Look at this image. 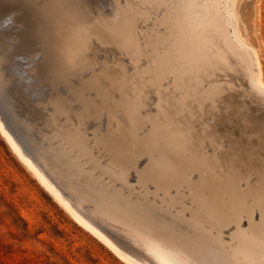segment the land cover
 Masks as SVG:
<instances>
[{
	"label": "rangeland",
	"instance_id": "374dc122",
	"mask_svg": "<svg viewBox=\"0 0 264 264\" xmlns=\"http://www.w3.org/2000/svg\"><path fill=\"white\" fill-rule=\"evenodd\" d=\"M16 1L18 3H16ZM20 1L21 0H11V1L0 0V7L1 9L3 8L1 11L4 12L0 14V17H4V16L7 17L9 14L8 17L12 18L11 20L14 21L13 24H9L5 29V31L6 30L10 31V33H8L7 36L4 35L5 37L0 35L1 38L0 49H2V52L0 51V73L2 75L3 82L5 83V85L7 84L6 87L10 88L11 91L13 89L12 92L15 91V94L13 95L14 96L16 95L15 97L16 100L18 101L19 98L22 99L21 102L23 109L24 110L26 109L25 111L29 113L30 118L32 119L34 118L33 121L36 122L34 125L38 127L39 133L41 135L40 137L42 139L41 144L39 145L40 147L38 146V149L40 150H38L37 154L34 153L32 150L30 151L26 150V153H24L21 146L15 141V139L12 136L11 137L18 145L22 153L29 158V160L37 169H39V172L46 178V180L48 181L49 179L48 181L49 183L50 181H52L51 184L55 186L57 190H59L58 188L59 186L60 189L63 191V193L66 194L68 197L72 198L73 200L76 199L82 201L84 199L87 200V201L84 200L82 202L84 210L87 212L90 210H95L98 213L97 214L98 219L97 220L93 219V221L101 225L105 230H107V233L109 234L106 235H110V234L112 235L113 234L112 229L115 228L121 230L122 233L126 234L124 238H122L123 240L122 239L121 240L123 242H127L126 244L131 243L130 248L134 247V249L136 248L139 254L141 253V257L143 256L144 258V259L142 258L143 259L142 263L144 264H149V262H151V264H163L162 263L163 261L162 262L157 261L161 259L160 258L161 252L163 254L170 253L182 259H184V257L185 258L189 257L188 259H190L189 253H185L188 251L187 250L188 248L186 246L190 243L193 245L195 244L196 245L195 249L199 248L198 249L199 252H202L203 255L208 260H210L211 263L216 262L215 264H233L232 261H234L237 258L239 259L242 258L243 255L255 261L258 260L264 261L263 207H261L260 205L259 207L256 204L254 207H252L249 216L248 214L244 216L243 215L234 216L231 213H224L221 219L223 220V223L221 220L212 221L211 219H208L209 214L207 210L204 209L201 210L200 213L198 214L196 213L198 200L200 201L204 200L208 202L209 200H212L211 195L207 191L191 188L188 186L189 182L195 181L197 179L196 172L193 171L188 172L185 179L182 181L166 183L167 187L164 186V183L160 181L162 172L160 171L158 165L156 166V162L162 161L163 163L167 164L165 166L173 167L171 153L173 151H180L182 147L176 146L174 144V136L178 134V130L177 132H175L176 129L174 128H168V127L162 128L160 120H156V119L154 120L153 118V115L155 114L158 107L157 105L158 98L154 86L155 81H157L155 77L156 73L154 67L148 66L146 60H142L143 63L145 61L144 64L139 60L138 57L139 42L136 36L115 33L114 35H116V37L111 35V38L109 39L110 42L105 47L102 46L101 44L102 42L100 41L99 38H97L95 33H86V32L82 33V35H80L79 38H76V40L78 41L79 46L82 47L81 49L84 50V54H83L84 57L89 58V60H91L88 62L89 65L86 64L85 66L81 67V69L79 68L80 70L73 71L72 74L67 77L68 80L67 82H69L68 87H66L63 84H60L58 85L59 87L55 86L52 88V86L49 85V83L47 82V78L45 77L43 70H46L47 68H51L52 62L50 63V61L54 60L55 58L57 59L56 48L58 46V43L56 38V32L54 30L53 32L50 30V32H52L53 34L50 33L49 37L51 38L52 37L51 35H53L54 38L53 37L51 38L50 43L48 41L49 44L48 50L45 49V51L47 52H43V54L41 51L42 49L40 48L42 47L41 44L40 46L36 44L35 46L39 50L36 49V47H34V51H32V53L30 54H28V51L26 50H21V49L19 50L16 47V39H15L16 35L19 34L20 31L22 30L21 28H23V26L20 23L21 20L19 19L22 16L24 10L27 9L26 6L28 5L30 6L31 4L28 3L26 5L23 4L25 3V1L23 2ZM29 1L30 0H28V2ZM43 1L45 0H41V3ZM96 1L99 4L104 5V6L101 5L104 9H106L107 6V10L109 12L107 10L103 11L102 8V12L107 11L106 13H104L105 15H109L111 13L109 0H96ZM198 1L200 0H196V2ZM228 1L229 0H202L201 2L198 3L206 4L208 7H210L213 10L215 14H217L219 21H221L220 26L222 32L224 33L223 34V37H225L224 40L227 42L231 54L235 62L237 63L238 67L240 68V77L231 80V88L235 94V97L237 98L241 97V88L248 90V87L258 92L259 94L264 95V90H263L264 89V0H232V11L236 20L238 35L248 45V49H249L248 53L251 52L250 54L252 55V57L250 58L246 57V61L243 59V56L244 58L245 56H248L246 55L248 54L246 53L247 51H245L246 49L245 48L242 49L240 47V43L238 44V41H236V39L233 37V32H232L233 24L228 16V12L230 10ZM45 2L46 3L43 2L42 4L44 6L48 5L50 7L49 0ZM138 2L139 0H120V1L116 0L117 4L119 3L122 6L125 5L130 8H133ZM7 3L9 4L7 5ZM20 3H22L23 5ZM221 3L222 5L224 3V5L223 6L221 5L220 7ZM29 6H28V10H26L27 12H29L30 9ZM32 7L33 6L31 4V9ZM47 7H44L43 9H37V11L33 7L35 11H33L32 9L31 11L32 13H27L28 23L31 22L30 24L33 27L39 26L40 24H44V26L47 25L49 29L50 28L52 29L53 24L55 22L53 21L55 19L53 18L55 17V14L54 12H52V10L49 7L48 8ZM45 8H47V10H45ZM9 11L14 13L10 14ZM38 11L39 13L37 16L35 12ZM18 14L19 17H16L18 16ZM31 14L32 17L34 16V18H31V16L29 18V15ZM14 18L16 19V22ZM31 19H35L38 22L32 21ZM19 24L21 26H19ZM83 25L84 24H81L80 26ZM13 34H15V36ZM13 38L14 40H12ZM3 41L6 42V46H4L5 44ZM12 46L13 47L15 46L16 48H12ZM6 47H8V49ZM10 49L13 50V53L15 49V53L18 56L15 57V54H12L10 52L11 51ZM96 50L99 51L97 52ZM106 51L108 52L105 53ZM149 51H150L149 47H145L144 54L147 55ZM237 53L241 55H237ZM135 54H137L136 56L138 58H136ZM6 55L7 58H5ZM10 55L13 57H11ZM48 55H50V57ZM46 56L48 59L46 58ZM134 57L137 60H134ZM24 59L26 60L32 59L33 61H26ZM7 60H8V64H7ZM247 61H249L250 64ZM253 61L259 63L260 65L262 82H260L259 80H257L258 82L257 81L256 82L261 86L258 85L257 83H253V81L255 80L253 79L254 73H253V68L251 66L257 65ZM9 62H12L10 63V66H9ZM36 62L37 65L35 64ZM124 63H126L127 65ZM12 65L15 66L16 68L17 65L23 68L21 69L19 66L17 68V69L20 68L19 70H22V71H18L19 73H21L19 78H14L11 72H10L11 74L10 73L7 74L9 71L6 72V70L12 67ZM104 65H106L109 69L114 68V72L112 75L106 76V78L102 81V84L104 83L102 89L94 85L87 86L86 82L88 81V79H90L93 76L95 77V75H99L100 70L104 67ZM125 65L127 67H124ZM36 66L37 67L40 66V67L37 68ZM128 66L130 67L131 70L129 69ZM125 68L126 69L128 68L129 70L128 69L126 70ZM32 70H35L36 75L32 73ZM3 71H5V73H3ZM26 73H27V78H26ZM28 74L30 75L29 78H28ZM10 75L13 77L11 78L12 80H9V78L11 77ZM252 75L253 77L251 78ZM124 77L126 78L125 80H123ZM24 79H26V81ZM163 79L165 84L163 83ZM163 79L158 82L159 89L165 88L168 82L171 81V76H168ZM44 80L47 82V84L45 83ZM218 81H219L218 79H212V80L206 79L199 84V87L201 90H205L211 84ZM17 84L21 85L20 86L21 88L19 86L16 87ZM116 85L118 87H116ZM24 86L27 90H25ZM148 89H150V91ZM42 90H44V92ZM75 92L76 93L82 92L80 94L82 100L83 98H87L88 100H90L89 110H85L86 107L83 105L82 102L71 97V96H75ZM69 93H72V95H69ZM30 94H33V96ZM20 95H22L23 97L21 98ZM24 98H26V100L29 101L27 103V101L25 100L26 104L29 105V107L27 105L25 106V101H23ZM21 102L19 101L18 103L21 105ZM99 108H101L100 111L98 110ZM147 108H149V110H147ZM151 108L153 109L151 110ZM47 129H49V131ZM172 131H174L175 133H173ZM73 140H75L76 142ZM116 140L117 143L118 141L120 142L119 143L120 146H118V144L114 142ZM126 142L127 144H125ZM112 144L113 145L117 144V145L113 146ZM171 144L172 146H170ZM117 146L122 149L121 150L122 153H120V149H118ZM82 148H84V151ZM124 148L125 149L129 148V150L124 151L125 152L124 153L123 152ZM117 149L119 151L116 152ZM130 149L131 151L133 150L134 151L131 152ZM81 150L83 153L81 152ZM49 154L51 156H49ZM120 154L122 157L120 156ZM129 155L132 156L133 158L132 157L128 158ZM134 156L135 157L137 156L136 159ZM90 157L91 159H89ZM125 160L128 162H126ZM131 161L133 162L132 164ZM148 161H153L150 170L145 172V174L142 172L144 175L140 174L142 168L144 169L146 167ZM95 162L96 164L94 166L93 163ZM110 163L111 165H108ZM153 167L154 169H151ZM100 168L103 170H101ZM123 169L124 170L126 169L127 171L126 170L124 171ZM149 171L150 172L153 171V174L150 173ZM151 174L153 175V177ZM138 175L139 176L142 175V177H139ZM144 178L150 181L144 180ZM155 178L158 179L159 182L157 183L153 182L156 180ZM131 179L133 181H131ZM142 180L145 182H141ZM250 180L252 181V178ZM250 180L249 182H251ZM122 181H124L125 184ZM128 184L131 185V187ZM246 184H248V179L240 181L238 183V187L243 188ZM183 185H185V187ZM182 186L184 187L185 190L183 189ZM170 189H173V191ZM180 189L181 191H183V193L180 191ZM91 190L92 192H90ZM95 190L99 191L100 193L99 192L96 193ZM85 191L86 192L88 191L87 194L85 193ZM167 191H169V193ZM170 193L171 195H169ZM175 194H178L179 197L181 195L182 196L181 198H179ZM98 197L100 198L99 200ZM186 197L190 200H188ZM183 198L187 199V202L184 203L185 200ZM101 199L102 201L99 202ZM223 199L225 200L226 198L223 197L222 200ZM96 200H98V202ZM152 200L154 201V203ZM115 201L116 203H114ZM178 202H180L179 205H177ZM245 204H248V199H246ZM169 205L170 207H168ZM73 206L76 207V208L74 207L76 211H78L79 213L82 212L79 209V207L83 209L80 205L77 204ZM187 207L190 209H188ZM178 208H180L181 210ZM183 208L185 209L182 210ZM169 210L171 213L169 212ZM178 210H180L181 212ZM187 210L188 211L191 210L190 211L191 213L188 214L189 212H187ZM161 211L164 213H162ZM124 213L126 214L124 215ZM163 218L168 220L170 225L168 224L165 226L164 223L161 222ZM250 219L252 222L250 221ZM156 222L158 223L157 224L158 227L156 226ZM154 223L156 227L153 225ZM205 225L209 229H207ZM153 227L158 229L160 232L154 229ZM131 230H134V233H137L138 235L136 236V234L131 233L133 232ZM141 230L143 231L142 233L148 234L147 237L150 236L147 238L146 235L144 234L146 240L154 239V241L151 240L149 242L147 240L148 243H146V240H144L142 233H139ZM153 230H155V232L157 231L161 233L160 234L161 238L166 240L164 241L159 239L160 235L157 232L155 233ZM164 230H167L168 233L170 234L168 235L169 236L168 238L165 236L166 234ZM153 232L155 233V235L156 234L159 235V237L157 235L153 236L154 234H151ZM213 232H215L214 233L215 235L213 234ZM255 233L257 235H255ZM201 234L203 235L205 234L204 235L205 237ZM195 236L197 237V239ZM155 237L158 238L156 239ZM109 238L112 239L113 241L114 236L113 235L109 236ZM137 238H139V240L143 238V241L142 240L139 241ZM116 239L118 243V241L120 240H118V238ZM116 239L114 238V240ZM210 240L211 241L213 240L215 243L212 241V244H210L211 243ZM123 242L118 243V247H120L121 250L128 253L130 256L136 257L135 256L136 252L131 251L130 248H127L126 244H124ZM137 242L140 243L137 244ZM143 243H145V245ZM162 243L164 246L165 244H167V247L169 246L171 247L170 248H167L166 246L164 247ZM146 244L148 245L149 248L146 246ZM213 244L214 246L212 247ZM260 245H262L263 247L261 248ZM158 246L160 248H158ZM162 246L164 248H162ZM182 250L184 253L182 252ZM146 251L149 254H147ZM239 252L241 254H238ZM186 255H188V257ZM256 255L258 259L257 257H255ZM157 256H159L158 257L159 259L156 258ZM0 264H126L120 258H118L108 247H106L100 240H98L93 234H91L88 230L84 229L77 221H75V219L69 214V212L66 209H64V207H62L54 199V197L49 193V191H47V189L44 186H42V184H40L38 179L26 166V164H24L19 159V157L12 150L11 146L9 145L7 140L1 135V133H0Z\"/></svg>",
	"mask_w": 264,
	"mask_h": 264
},
{
	"label": "bare ground",
	"instance_id": "6f19581e",
	"mask_svg": "<svg viewBox=\"0 0 264 264\" xmlns=\"http://www.w3.org/2000/svg\"><path fill=\"white\" fill-rule=\"evenodd\" d=\"M23 1H25V3H23V4H26V5L28 3L29 4L31 3V0L29 2H28V0L27 1L21 0L20 2H23ZM45 1H47V0H45ZM45 1H43V2L46 3ZM201 1L202 0H200L198 2H201ZM106 2H108V1H106ZM198 2H196V0H139V2L133 8H130V7L125 6V5L122 6L119 3L117 4L116 0H109V6L111 8V13L109 15H105L104 13H106L108 11L107 6H106V9H104L102 7L104 5L99 4L96 0H75V4L78 5L76 7L73 6V0H49L50 7L48 5L47 6L55 14V17H53V18H55L53 20L55 22L53 24V27L51 26L52 29L51 28L49 29L47 25L44 26V24H40L39 26L33 27L30 24L31 22L28 23V21H27L28 14L27 13H32L31 11L33 9V7L31 9V4H32L31 3L30 6L28 5L30 8L29 12L26 11V10H28V6H26L27 9L24 10L22 16L19 19V20H21L20 23L23 26V28L20 27L22 30L20 31L19 34L16 35L15 39H16V47L19 50L21 49V50L28 51V54H30V53H32V51H34V47H36L35 46L36 44L39 46L41 44L42 47H40V48L42 49L41 51L43 54V52H47V51H45V49L48 50V47H49L48 41L50 43L51 38L53 37V35H51L52 37L50 38L49 34L52 33L53 30L56 32V38H57V43H58V46L56 48L57 59L56 58H55L56 60L51 59L52 60V61H50V63L52 62L51 68H47L46 70H43L44 75L47 78V82L53 88V87L58 86L60 84H63L66 87H68L69 82H67L68 81L67 77L69 75H71L73 71L80 70L81 67L85 66L86 64H88L89 61H91V60H89V58L84 57V55H83L84 50L81 49L82 47L79 46L78 41L76 40V38H79V36L82 35V33H85V32L86 33H95L97 38H99L100 41L102 42L101 43L102 46H105V47L110 42L109 39L111 38V35L116 37V35H114L115 33H119V34H123V35H135L138 42H139V47H138L139 48V56H138L139 60L141 62H142V60H146L148 66L154 67L155 73H156L155 77H156L157 81H155L154 86H155V92H156L157 98H158L157 99L158 107H157L155 114L153 115V118H154V120L155 119L160 120L162 128H164V127L174 128V129H176L175 132H177V130H178V134L174 136V144L176 146L182 147V149L180 151H173L171 153V156H172L171 159L173 162V167L165 166L167 164L163 163L162 161L156 162V166L158 165V167L160 168V171L162 172L160 181L163 182L164 186L167 187L166 183L182 181L185 179L188 172H190V171L196 172L197 173V179L195 181L189 182L188 186L191 188H196L199 190L207 191L211 195V199H212V200H209V202L204 201V200H202V201L198 200L197 209L195 208L196 213L198 214L201 212V210L205 209V210H207V212L209 214L208 219H211L212 221H217V220L220 221L222 219L224 213H231L234 216H240V215L244 216V215L248 214V216H249L252 207H254L256 204L258 206L260 205L264 209V95H261L258 92L254 91L248 87V90L241 88V97H239V98L235 97V94L231 88V80L235 79V78L237 79L240 77V68L238 67L237 63L235 62V60L231 54L230 48L227 45V42L224 40L225 39V37H223L224 33L222 32L221 26H220L221 21H219L217 14H215L213 12V10L210 7H208L206 4L198 3ZM16 3H18V2L16 1ZM8 4L9 3H7V5ZM20 4H22V3H20ZM106 5H107V3H106ZM221 5H222V3L220 4V7H221ZM223 5H224V3H223ZM226 5H227V3H226ZM228 5L230 7V10L228 12V16L231 19L232 24H233L232 25L233 37L236 39V41H238V44L240 43V47L242 49L245 48L246 49L245 51H247L246 53H248V50H249L248 45L238 35L236 20H235L233 11H232V0L228 1ZM47 6H45V7H47ZM47 8H45V10H47ZM102 8H103V11L104 10H107V11L102 12ZM2 9L0 7V14L4 13L1 11ZM10 11H11V8H10ZM33 11H35V10L33 9ZM36 11H37V9H36ZM12 13H14V12H10V14H12ZM35 13L38 16L39 11L35 12ZM222 13H224V12H222ZM4 15H6V14H4ZM8 16H9V14H8ZM8 16L7 17L6 16L0 17V27H5L9 24H13L14 21H12L11 20L12 18H9ZM30 16H31V18H34V16L32 17V14L29 15V18H30ZM16 17H19V14ZM31 20L38 22L35 19H31ZM15 22H16V19H15ZM81 24H84V25L80 26ZM21 25L19 24V26H21ZM50 30L52 32H50ZM229 30H230V28H229ZM8 33H10V31H7V30L6 31H0V35H2V36H4V35L7 36ZM13 35L15 36V34H13ZM227 36H228V34H227ZM0 40H1V38H0ZM12 40H14V38ZM4 44L3 45L6 46V42H4ZM16 47L12 46V48H16ZM54 47H55V45H54ZM145 47H149V49H150V51L148 52L147 55L144 54ZM6 48L8 49V47H6ZM36 49H38V48L36 47ZM4 50H5V47H4ZM10 50H7V51H10ZM0 51L2 52V49H0ZM10 52L12 54H15V57L18 56L15 53V49H14V53H13V50H11ZM107 52L108 51H106L105 53H107ZM250 53L246 54L248 56H245V58L243 56V59L245 61H246V57H249V58L252 57V55ZM5 54H6V51H5ZM7 54H8V52H7ZM101 54H102V52H101ZM137 54H135V56ZM107 55H109V54H107ZM237 55H241V54L237 53ZM244 55H245V53H244ZM48 56L50 57V55H48ZM11 57H13V56H11ZM89 57H90V55H89ZM138 57L136 56V58H138ZM5 58H7V55L5 56ZM22 58H23V56H22ZM46 58H47V56H46ZM18 59H19V57H18ZM96 59H95V61H96ZM24 60H26V59H24ZM134 60H137V59H135V57H134ZM9 61H11V60H9ZM26 61H33V60L31 59V60H26ZM247 62L249 63V61H247ZM3 63H4V60H3ZM10 63H12V62H9V66H10ZM144 63H145V61H144ZM254 63L257 65L251 66L253 68V73H254V77L252 75L251 78L253 77V79L255 80V81H253V83H257L258 82L257 80L262 82L261 81L260 65H259V63H256V62H254ZM7 64H8V60H7ZM35 64L37 65V62ZM124 64H126V63H124ZM126 65L124 67H127ZM138 65H140V64H138ZM18 66L19 65H17V68H18ZM19 67L21 68V66H19ZM38 67H40V66H38ZM242 67H244V66H242ZM37 68H35V69H37ZM19 69H18V71H22ZM21 69H23V68H21ZM129 69H130V67H129ZM249 70H251V69H249ZM7 71L8 70H6V72ZM23 71H25V70H23ZM36 72H37V70H36ZM113 72H114V68L109 69L106 65H104V67L100 70L99 75H95V77L93 76L90 79H88V81L86 82L87 86L94 85V86H97L98 88L102 89V86L104 84V83L102 84V81L106 78V76L112 75ZM3 73H5V71H3ZM9 73L10 72H8L7 74H9ZM32 73H34V75H36L35 70H32ZM126 73H128V72H126ZM19 74H21V73H19ZM12 76H14V75H12ZM12 76L9 78V80H12L11 79V78H13ZM121 76H123V75H121ZM168 76H171V81L168 82V84L165 86V88L159 89L158 88V82L160 80H162L163 78H166ZM29 77H30V75L28 74V78ZM26 78H27V73H26ZM125 79L126 78L124 77L123 80H125ZM138 79H140V78H138ZM206 79L207 80L218 79L219 81L214 82L207 89L201 90L199 87V84ZM24 80L26 81V79H24ZM16 81H17V79H16ZM27 82H28V80H27ZM47 82L45 81L46 84H47ZM35 83H37V82H35ZM106 83H108V82H106ZM163 83H164V79H163ZM21 84H22V82H21ZM8 85H10V84H8ZM83 85H84V83H83ZM258 85H260V84H258ZM18 86L20 87L21 85L17 84L16 87H18ZM202 86H205V85H202ZM116 87H118V86L116 85ZM24 88H25V86H24ZM146 88H147V86H146ZM25 90H27V89L25 88ZM148 90L150 91V89H148ZM12 91H13V89H12ZM42 91L44 92V90H42ZM12 93L15 94V91ZM81 93L82 92H78V93L75 92V96H71V97L82 102L83 105L86 107L85 110H89L90 100H88L87 98H83V100H82V98L80 97ZM101 93H103V92H101ZM58 94H59V92H58ZM30 95L33 96V94H30ZM69 95H72V93H69ZM97 95H99V94H97ZM20 96H21V98L23 97L22 95H20ZM15 97H16V95H15ZM18 97H19V95H18ZM19 99H18V102L19 101L21 102L22 99H20V100ZM25 100H26V98H24L23 101H25ZM26 101H25V106L27 105ZM28 102L29 101H27V103ZM99 102H100V100H99ZM145 103H147V102H145ZM31 105H33V104H31ZM21 106H22V102H21ZM27 106L29 107V105H27ZM44 109H46V108H44ZM152 109L153 108H151V110ZM98 110L100 111L101 108H99ZM147 110H149V108H147ZM147 110H144V111H147ZM31 111H33V110H31ZM101 112H103V111H101ZM85 114H86V112H85ZM38 122H40V121H38ZM47 124H49V123H47ZM41 125H43V124H41ZM70 127H71V125H70ZM42 129H44V128H42ZM58 129H59V126H58ZM47 130L49 131V129H47ZM62 130H64V129H62ZM172 132L175 133L174 131H172ZM0 133L7 140V142L11 146L12 150L16 153V155L19 157V159L24 164H26V166L35 175V177L38 179L40 184H42V186H44L47 189V191H49V193L54 197V199L62 207H64V209H66L69 212V214L75 219V221H77L84 229L88 230L91 234H93L98 240H100L106 247H108L118 258H120L126 264H144V263H142L144 258H143V256L141 257V253L139 254V252H137L136 248L134 249V247H132V246H131L132 248H130L131 243L126 244L127 242L122 241L123 240L122 238H124V236L126 234L122 233L121 230H118L116 228L112 229V232H113L112 235L114 236V238L115 239L118 238V240H120L121 242L126 244L127 248H130L131 251L136 252L135 253L136 257H132L128 253L121 250L120 247H118L117 239L114 240V238H113V241H114L113 242L112 239H110L111 237L109 238V236H112V235L111 234L106 235V234H109V233H107V230H105L101 225H99L98 223L93 221V219H96V220L98 219V215H97L98 213L95 210H90L88 212L84 210L82 202L85 199L83 201L79 200V199L73 200L72 198H70L66 194H64L58 185L57 186H58L59 190H57L55 188V186H53L51 184L52 181H50V183H49L48 182L49 179L47 181L46 178L39 172V169H37L32 164V162L29 160V158L22 153V151L20 150L18 145L12 139L11 135H9L7 130L4 128L1 121H0ZM65 137H67V136H65ZM73 141H75V140H73ZM82 142H84V141H82ZM114 142L117 143V140ZM114 142H113V144H114ZM69 143H70V141H69ZM119 143L120 142L118 141V143H117L118 146H120ZM125 144H127V142ZM116 145H113V146H116ZM224 145H225V147H224ZM170 146H172V144ZM129 148H130V145H129ZM129 148H127L125 150L123 149V152L129 150ZM82 149L84 151V148H82ZM85 149H86V147H85ZM118 149H120V153H122V151H121L122 149L120 147H118ZM118 149L116 150V152L119 151ZM207 149H208V151H207ZM52 150H55V149H52ZM88 151H90V150H88ZM130 151H131V149H130ZM133 151H131V152H133ZM81 152H82V150H81ZM50 154H49V156H51ZM130 154H132V153H130ZM134 154H135V152H134ZM116 156H118V155H116ZM120 156H121V154H120ZM131 157L132 156L129 155L128 158H131ZM136 157H135V159H136ZM99 158H101V157H99ZM89 159H91V157ZM133 161H134V159H133ZM87 162H88V160H87ZM126 162H128V161H126ZM57 163H58V161H57ZM132 163L133 162L131 161V164ZM93 164L95 166L96 162ZM152 164H153V161H148L146 167L144 169L142 168L140 174L144 175L145 172L150 170V167ZM108 165H111V163ZM105 166H106V164H105ZM92 168H94V167H92ZM120 168H122V167H120ZM151 169H154V167ZM101 170H103V169H101ZM134 170H137V169H134ZM150 173L153 174V171ZM142 175L141 176L138 175V176L142 177ZM152 177H153V175H152ZM154 177H155V174H154ZM251 178H252V181L250 180ZM103 179H105V178H103ZM246 179H248V184H246L243 188H239L238 183L240 181H243ZM144 180L150 181L146 178H144ZM249 180L251 182H249ZM131 181H133V180L131 179ZM122 182H124V181H122ZM141 182H145V181L142 180ZM153 182L157 183V182H159V180L156 179ZM124 184H125V182H124ZM154 184H152V185H154ZM159 184H161V183H159ZM129 186L131 187V185H129ZM137 186H139V185H137ZM183 186L185 187V185H183ZM184 187H183V189H184ZM97 188H99V187H97ZM161 190H163V189H161ZM170 190L173 191V189H170ZM178 190H179V188H178ZM180 191H181V189H180ZM87 192L85 191L86 194H87ZM90 192H92V190ZM97 192H99V191H96V193ZM167 192L169 193V191H167ZM181 192L183 193V191H181ZM156 193H159V192H156ZM132 194H134V193H132ZM169 195H171V193ZM175 195L178 196V194H175ZM181 196L180 197L178 196V197L181 198ZM102 197H104V196H102ZM115 197H117V196H115ZM223 197H225L226 199L222 200ZM80 198H82V197H80ZM188 198H189V196H188ZM99 199L100 198L98 197V200ZM114 199H116V198H114ZM187 199H184L185 201L184 200H181V201H184V203H185V202H187ZM246 199H248V204H245ZM98 200H96V201L98 202ZM188 200H190V199H188ZM85 201H87V200H85ZM101 201H102V199L99 202H101ZM111 203H112V201H111ZM114 203H116V201ZM153 203H154V201H153ZM166 203H168V202H166ZM166 203H165V205H166ZM179 203L180 202H178L177 205H179ZM77 204L83 208V209H81L78 206L79 209L83 213L82 212L79 213L78 211H76V209H75L76 207L73 205H77ZM110 204H109V206H110ZM186 204H188V203H186ZM112 205H113V203H112ZM170 205L168 207H170ZM160 207H162V206H160ZM180 208H178V209H180ZM184 209L185 208H183L182 210H184ZM188 209H190V208H188ZM180 210H178V211H180ZM190 211L187 210V212H189L188 214L191 213ZM169 212H170V210H169ZM187 212H186V214H187ZM162 213H164V212H162ZM196 213H194V214H196ZM125 214L126 213H124V215ZM194 217H196V216H194ZM203 218H204V216H203ZM251 218H252V216H251ZM256 218H257V216H256ZM91 219H92V221H91ZM179 219H180V216H179ZM221 221L223 223V220H221ZM250 221H251V219H250ZM101 222H103V221H101ZM161 222L164 223L165 226L168 224L170 225L168 220H166L164 218H163V220H161ZM157 224L158 223L156 222V226H157ZM153 225L155 226V223ZM240 227H241V225H240ZM150 228H151V226H150ZM150 228H148V229H150ZM206 228H207V226H206ZM129 229H130V227H129ZM154 229H156V228H154ZM207 229H209V228H207ZM259 229H261V228H259ZM145 230H144V232H145ZM156 230L159 231L158 229H156ZM131 231H133L131 233H134V230H131ZM153 231L155 232V230H153ZM164 231L166 234L165 236L168 238L169 237L168 235H170V234L168 233L167 230H164ZM142 232L143 231L141 230L139 233H142ZM154 232L151 234H154L153 236H156L157 234L155 235L156 232L155 233ZM159 232H157V233L160 235L161 233H159ZM214 233L215 232H213V234ZM127 234H129V233H127ZM134 234H136V236L138 235L137 233H134ZM144 234L146 235V237L148 234L142 233L144 240H146ZM159 235H157V236L159 237ZM201 235H203V234H201ZM255 235H257V234L255 233ZM260 235H258V236H260ZM133 236H135V235H133ZM140 236H139V238H140ZM148 237H150V236H148ZM139 238H137V239L139 240ZM143 238H141L142 241H143ZM214 238H212V239H214ZM251 238H253V237H251ZM130 239H132V238H130ZM159 239L164 240V241L166 240V239H162L161 235H160ZM196 239H197V237H196ZM141 240H139V241H141ZM147 240L150 242L152 239L151 240L147 239ZM147 240H146V243H148ZM227 240H228V238H227ZM152 241H154V239ZM212 241L210 240V242H211L210 244H212ZM168 242H170V241H168ZM139 243L137 242V244H139ZM163 243H162V245H163ZM195 243H197V242H195ZM261 243H262V241H261ZM143 244L145 245V243H143ZM237 244H238V242H237ZM182 245H183V243H182ZM185 245H186V243H185ZM201 245H200V247H201ZM146 246L148 247L147 244H146ZM163 246H162V248H164L165 246L167 247V244H165L164 247ZM168 246H169V244H168ZM213 246H214V244L212 245V247ZM260 246H261V248L263 247L262 245H260ZM154 247H153V250H154ZM170 247L171 246H169L167 248H170ZM186 247L188 248L187 249L188 251L186 250L187 252H185V253H189L190 259H188L189 258L188 255H186L188 258L184 257V259H182V258H180L176 255L170 254V253H164L163 254L160 251L161 252L160 258L161 259L157 260V261H159V262L163 261L162 262L163 264H215L216 263V262L211 263L210 260H208L203 255L202 252H199V250H198L199 248L195 249V247H196L195 244L193 245L190 243ZM143 248H144V246H143ZM158 248H160V247L158 246ZM167 248H165V249H167ZM215 248H217V247H215ZM155 250H157V249H155ZM182 252H183V250H182ZM146 253L149 254L147 251H146ZM238 254H241V253L239 252ZM255 254H258V253H255ZM158 255H160V254H158ZM258 256H260V255H258ZM158 257L159 256H157L156 258H158ZM255 257H257V255ZM153 259H155V258H153ZM257 259H258V257H257ZM159 262H157V263H159ZM232 262H233V264H264L263 260L255 261L249 257H245L244 255L242 256V258H240V259L237 258ZM152 263H154V262H152Z\"/></svg>",
	"mask_w": 264,
	"mask_h": 264
},
{
	"label": "water",
	"instance_id": "95a60500",
	"mask_svg": "<svg viewBox=\"0 0 264 264\" xmlns=\"http://www.w3.org/2000/svg\"><path fill=\"white\" fill-rule=\"evenodd\" d=\"M8 26V25H7ZM0 27V31H5L6 27ZM9 72L18 78V69L12 65ZM0 120L4 128L10 133L15 141L21 146L24 153L32 150L38 153V146L41 144V135L38 127L28 112L18 103L10 88H7L0 73ZM80 195V194H79ZM81 196V195H80Z\"/></svg>",
	"mask_w": 264,
	"mask_h": 264
},
{
	"label": "snow or ice",
	"instance_id": "6c2138e0",
	"mask_svg": "<svg viewBox=\"0 0 264 264\" xmlns=\"http://www.w3.org/2000/svg\"><path fill=\"white\" fill-rule=\"evenodd\" d=\"M32 6L36 9H43L45 6L41 3V0H31ZM73 6L76 7L78 5L75 4V0H73ZM118 243H122L118 241ZM151 264V262H149Z\"/></svg>",
	"mask_w": 264,
	"mask_h": 264
}]
</instances>
